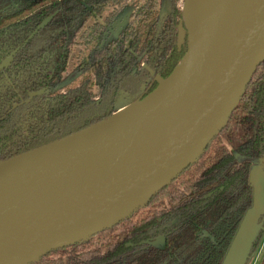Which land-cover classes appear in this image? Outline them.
<instances>
[{"label":"trees","instance_id":"obj_1","mask_svg":"<svg viewBox=\"0 0 264 264\" xmlns=\"http://www.w3.org/2000/svg\"><path fill=\"white\" fill-rule=\"evenodd\" d=\"M128 1L19 0L0 14V161L111 116L174 71L187 48L184 0H144L107 41ZM79 42L89 48L75 67L80 79L61 90ZM251 159L264 170V58L225 126L146 205L29 264H221L252 205ZM263 239L264 219L246 264Z\"/></svg>","mask_w":264,"mask_h":264},{"label":"water","instance_id":"obj_2","mask_svg":"<svg viewBox=\"0 0 264 264\" xmlns=\"http://www.w3.org/2000/svg\"><path fill=\"white\" fill-rule=\"evenodd\" d=\"M189 37L174 71L141 100L0 161V264L35 262L121 222L197 160L264 58V0H219ZM249 181L252 205L221 264H246L263 224L261 165Z\"/></svg>","mask_w":264,"mask_h":264},{"label":"rangeland","instance_id":"obj_3","mask_svg":"<svg viewBox=\"0 0 264 264\" xmlns=\"http://www.w3.org/2000/svg\"><path fill=\"white\" fill-rule=\"evenodd\" d=\"M16 1H19V0H0V14L6 11L10 7V5ZM143 1L144 0H129L127 2L125 8L118 14L113 24L111 26H108L109 36L107 38V41H112L118 36V32L129 23V21L133 17L134 10ZM185 10H186V3L183 4L182 17L185 13ZM182 19L184 22V18ZM100 21L102 20L100 19ZM183 25H184V28H179V41L180 43L187 45V42L190 40L189 39L190 34H189L188 28L186 27L185 23H183ZM73 49L74 51L71 53L68 59V62H67V70L64 73L62 81L59 85V88L61 90H64L67 86L76 83L80 79V73L75 70V67L77 66L79 60H81L82 57L88 53V50H89V48L86 45L80 42L76 43ZM235 157L237 161H242V160L247 159V157L243 155H239V154H235ZM251 162H252V166L260 165L257 159H251ZM161 243H162V238H158L155 240V244H161ZM263 251H264V239L258 251L256 252V255L251 260L250 264H257Z\"/></svg>","mask_w":264,"mask_h":264},{"label":"bare ground","instance_id":"obj_4","mask_svg":"<svg viewBox=\"0 0 264 264\" xmlns=\"http://www.w3.org/2000/svg\"><path fill=\"white\" fill-rule=\"evenodd\" d=\"M218 2L219 0H187V7L185 13L183 12V18L191 37H195L208 23ZM125 109H121L119 112Z\"/></svg>","mask_w":264,"mask_h":264},{"label":"flooded vegetation","instance_id":"obj_5","mask_svg":"<svg viewBox=\"0 0 264 264\" xmlns=\"http://www.w3.org/2000/svg\"><path fill=\"white\" fill-rule=\"evenodd\" d=\"M222 263V262H221Z\"/></svg>","mask_w":264,"mask_h":264}]
</instances>
